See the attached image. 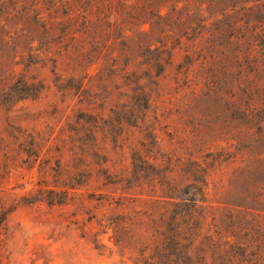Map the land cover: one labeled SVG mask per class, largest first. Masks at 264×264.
<instances>
[{
    "label": "rangeland",
    "instance_id": "374dc122",
    "mask_svg": "<svg viewBox=\"0 0 264 264\" xmlns=\"http://www.w3.org/2000/svg\"><path fill=\"white\" fill-rule=\"evenodd\" d=\"M60 3L0 0V264H174L176 213L264 264V0H164L145 55Z\"/></svg>",
    "mask_w": 264,
    "mask_h": 264
},
{
    "label": "trees",
    "instance_id": "16d2710c",
    "mask_svg": "<svg viewBox=\"0 0 264 264\" xmlns=\"http://www.w3.org/2000/svg\"><path fill=\"white\" fill-rule=\"evenodd\" d=\"M60 7L55 8L63 10V21L72 23L76 21V25L81 30H87L91 26L100 24L103 28L100 32L96 33L98 37L108 34H117L123 39L129 37V33L138 34L140 38L143 37L145 44L140 46V50L144 51V55L151 51L158 52L159 49L155 46L154 42L148 38L153 27L161 26L165 15L161 13L162 4L164 0H60ZM121 6L119 15H126L127 18H134V22L112 20V10H115V5ZM42 18L43 16H39ZM96 23V24H94ZM71 25V24H68ZM146 26V27H145ZM147 39L144 40V36ZM24 203L31 202L25 196L21 198ZM193 207V205H192ZM12 211V207L0 211V229L5 221L7 215ZM178 215V216H176ZM181 217L178 213L175 214L173 221L177 223L174 233L175 252L174 264H208L205 258L194 257L189 253V246L185 244V232L182 231ZM226 243L229 240H225ZM229 251L233 253L234 257V241L228 242Z\"/></svg>",
    "mask_w": 264,
    "mask_h": 264
}]
</instances>
